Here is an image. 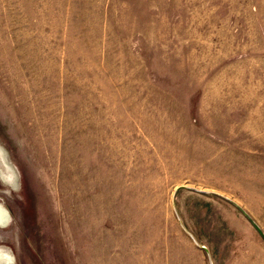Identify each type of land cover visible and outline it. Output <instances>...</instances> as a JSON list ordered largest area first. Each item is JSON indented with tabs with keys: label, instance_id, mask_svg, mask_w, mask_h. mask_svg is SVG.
<instances>
[{
	"label": "rangeland",
	"instance_id": "obj_1",
	"mask_svg": "<svg viewBox=\"0 0 264 264\" xmlns=\"http://www.w3.org/2000/svg\"><path fill=\"white\" fill-rule=\"evenodd\" d=\"M264 0H0V264H264Z\"/></svg>",
	"mask_w": 264,
	"mask_h": 264
},
{
	"label": "water",
	"instance_id": "obj_2",
	"mask_svg": "<svg viewBox=\"0 0 264 264\" xmlns=\"http://www.w3.org/2000/svg\"><path fill=\"white\" fill-rule=\"evenodd\" d=\"M254 224V226L257 228V230L259 231V233L261 234V236L264 238V234H263V232L260 230V228L255 224V223H253Z\"/></svg>",
	"mask_w": 264,
	"mask_h": 264
}]
</instances>
